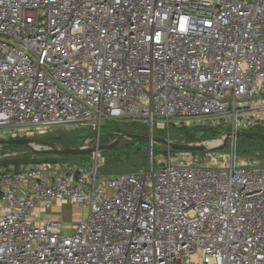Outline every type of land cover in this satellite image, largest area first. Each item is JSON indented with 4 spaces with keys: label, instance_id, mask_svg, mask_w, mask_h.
I'll return each mask as SVG.
<instances>
[{
    "label": "built area",
    "instance_id": "2783aa9c",
    "mask_svg": "<svg viewBox=\"0 0 264 264\" xmlns=\"http://www.w3.org/2000/svg\"><path fill=\"white\" fill-rule=\"evenodd\" d=\"M128 120L263 129L264 0H0V138ZM156 164L0 171V264H264L263 159Z\"/></svg>",
    "mask_w": 264,
    "mask_h": 264
},
{
    "label": "rangeland",
    "instance_id": "374dc122",
    "mask_svg": "<svg viewBox=\"0 0 264 264\" xmlns=\"http://www.w3.org/2000/svg\"><path fill=\"white\" fill-rule=\"evenodd\" d=\"M186 128V129H185ZM264 132V129H261ZM229 129L214 127L211 125L190 126L183 128H171L169 130L155 129L154 138L169 140L181 145H205L216 146L224 140ZM130 134L148 136L151 128L143 121L128 120L115 122L103 129L99 138L90 127L67 126L48 129L45 133L35 135L33 140L41 150L47 149L41 144L60 145L63 149L98 148L106 146L117 140L121 135ZM264 134V133H262ZM7 141L0 138V171L9 169L35 168L44 165L91 167L95 162L103 165V173L106 175L134 173L145 169L148 164L168 162L174 160L179 163L199 164L201 166H227L231 161L239 164L250 162L254 158L264 160V141H251L248 139L227 138L226 145L220 150L203 152H186L170 148L163 143L140 145L137 140L125 138L117 147L97 151L96 154L84 155H58L50 152H33L24 145H6ZM144 143V142H143ZM55 215L61 216L63 221L74 224L85 219L88 211L72 203L66 204ZM191 264H201L194 258Z\"/></svg>",
    "mask_w": 264,
    "mask_h": 264
},
{
    "label": "water",
    "instance_id": "95a60500",
    "mask_svg": "<svg viewBox=\"0 0 264 264\" xmlns=\"http://www.w3.org/2000/svg\"><path fill=\"white\" fill-rule=\"evenodd\" d=\"M125 138L137 140L140 142H144L146 144H155V143H163L165 145H168L170 148L178 151H186V152H203V151H214V150H220L222 149L227 142V138L238 139V138H252V139H259L264 141V134L257 133V132H243V133H229L227 134L226 138H224L223 142L219 146H214L211 148H208L204 145H181V144H175L170 142L169 140H160L154 138L151 134L148 136H138V135H130V134H124L121 135L117 140L113 141L109 145L106 146H100L98 148H77V149H63L61 147L56 149H36L34 147V144H36L37 141L33 139H18V140H11L6 141L3 144L6 145H24L32 149L33 152H50L52 154H58V155H84V154H96L97 151H105L112 148L117 147L118 144H120ZM43 146H47L48 144H41Z\"/></svg>",
    "mask_w": 264,
    "mask_h": 264
},
{
    "label": "bare ground",
    "instance_id": "6f19581e",
    "mask_svg": "<svg viewBox=\"0 0 264 264\" xmlns=\"http://www.w3.org/2000/svg\"><path fill=\"white\" fill-rule=\"evenodd\" d=\"M222 144V141H219V143L216 145V146H219V145H221ZM205 146V145H204ZM34 147L36 148V149H40V146H36L35 144H34ZM45 148H47V149H56V148H59V147H61L60 145H54V144H52V143H50V144H48L47 146H44ZM206 147H208V148H211V147H213V146H206Z\"/></svg>",
    "mask_w": 264,
    "mask_h": 264
},
{
    "label": "trees",
    "instance_id": "16d2710c",
    "mask_svg": "<svg viewBox=\"0 0 264 264\" xmlns=\"http://www.w3.org/2000/svg\"><path fill=\"white\" fill-rule=\"evenodd\" d=\"M111 124H109V125H107L106 127H108V126H110ZM105 127V128H106ZM186 129V128H185ZM264 129V128H263ZM254 132H257V133H264L261 129H257L256 131H254ZM242 139H248V140H251V141H262V140H259V139H252V138H242ZM140 145H144V146H146L147 144L146 143H143V142H140V141H137Z\"/></svg>",
    "mask_w": 264,
    "mask_h": 264
}]
</instances>
